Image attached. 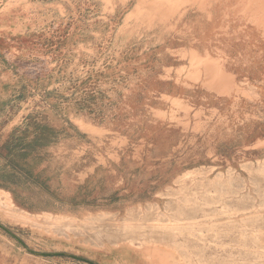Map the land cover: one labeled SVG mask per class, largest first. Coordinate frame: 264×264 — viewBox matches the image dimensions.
Here are the masks:
<instances>
[{
    "label": "rangeland",
    "instance_id": "rangeland-1",
    "mask_svg": "<svg viewBox=\"0 0 264 264\" xmlns=\"http://www.w3.org/2000/svg\"><path fill=\"white\" fill-rule=\"evenodd\" d=\"M0 244L264 264V0H0Z\"/></svg>",
    "mask_w": 264,
    "mask_h": 264
},
{
    "label": "trees",
    "instance_id": "trees-1",
    "mask_svg": "<svg viewBox=\"0 0 264 264\" xmlns=\"http://www.w3.org/2000/svg\"><path fill=\"white\" fill-rule=\"evenodd\" d=\"M52 132H53L52 129L48 125L36 124L34 134L28 141L24 143H26L27 147L30 149L31 152H34L35 145H44L52 140L49 135ZM22 140H23V137L19 135H15L12 137V140H11L12 143H11V146L9 147L11 154L14 149H17V147L19 146L20 142H22ZM13 171L16 172L15 169Z\"/></svg>",
    "mask_w": 264,
    "mask_h": 264
},
{
    "label": "crops",
    "instance_id": "crops-1",
    "mask_svg": "<svg viewBox=\"0 0 264 264\" xmlns=\"http://www.w3.org/2000/svg\"><path fill=\"white\" fill-rule=\"evenodd\" d=\"M124 251H125V249H124ZM125 252H127V251H125ZM125 252H124V258L128 257V260L130 261V264H134V261L136 259L139 260L140 258H141V264H145L144 259H142V257L140 255H138L136 253H134V255H132L130 253L126 254ZM74 259H76V258H74ZM24 260H29V259H24ZM24 260L21 259V261H19L18 259H3L1 257V244H0V264H23L22 262ZM6 262H9V263H6ZM31 262H35V261L33 259H31ZM31 264H34V263H31ZM36 264H40V263L37 262ZM64 264H66V263H64Z\"/></svg>",
    "mask_w": 264,
    "mask_h": 264
},
{
    "label": "bare ground",
    "instance_id": "bare-ground-1",
    "mask_svg": "<svg viewBox=\"0 0 264 264\" xmlns=\"http://www.w3.org/2000/svg\"><path fill=\"white\" fill-rule=\"evenodd\" d=\"M2 194V193H1ZM7 198V197H6ZM3 201V200H2ZM5 204V203H4ZM6 205V204H5ZM8 205V204H7ZM6 210V209H4ZM7 212V211H6ZM16 213V212H15ZM18 213V212H17ZM18 215V214H17ZM23 215H21L22 217ZM27 216V215H26ZM32 218V217H31ZM37 219V218H36ZM38 222V221H37ZM129 230V229H128ZM121 234V233H120ZM154 239V238H153ZM157 245V244H156ZM155 244H151L150 247V250L153 251V252H156V253H159L161 258L164 260V261H167V262H172V256H171V252H168L167 250H163V249H160L156 246ZM145 255V254H143ZM140 261V260H139Z\"/></svg>",
    "mask_w": 264,
    "mask_h": 264
}]
</instances>
